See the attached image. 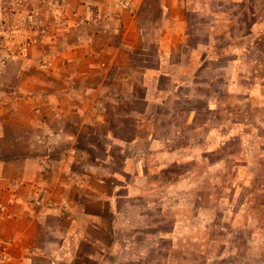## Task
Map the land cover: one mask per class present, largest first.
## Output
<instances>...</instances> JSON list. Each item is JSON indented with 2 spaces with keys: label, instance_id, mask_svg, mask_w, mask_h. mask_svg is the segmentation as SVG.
Returning a JSON list of instances; mask_svg holds the SVG:
<instances>
[{
  "label": "rangeland",
  "instance_id": "rangeland-1",
  "mask_svg": "<svg viewBox=\"0 0 264 264\" xmlns=\"http://www.w3.org/2000/svg\"><path fill=\"white\" fill-rule=\"evenodd\" d=\"M187 3L180 65L163 87H140L106 109L108 124L77 130L74 145L101 159L100 192L121 197L119 217L107 214L76 264H264V0ZM57 7L0 0V96L19 58L43 63L35 56Z\"/></svg>",
  "mask_w": 264,
  "mask_h": 264
},
{
  "label": "crops",
  "instance_id": "crops-1",
  "mask_svg": "<svg viewBox=\"0 0 264 264\" xmlns=\"http://www.w3.org/2000/svg\"><path fill=\"white\" fill-rule=\"evenodd\" d=\"M56 2L35 56L43 63L19 58L0 96V264H76L107 214L119 217L121 195L100 192L101 159L74 145L77 130L108 124L106 109L135 101L140 87L162 88L185 46L187 0ZM92 200L103 208L89 210Z\"/></svg>",
  "mask_w": 264,
  "mask_h": 264
}]
</instances>
